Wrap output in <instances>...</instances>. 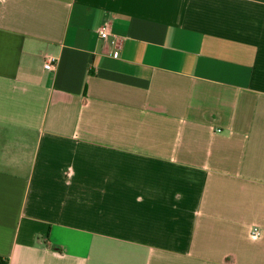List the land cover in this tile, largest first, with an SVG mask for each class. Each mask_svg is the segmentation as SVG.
<instances>
[{
    "label": "crops",
    "instance_id": "0c3cea01",
    "mask_svg": "<svg viewBox=\"0 0 264 264\" xmlns=\"http://www.w3.org/2000/svg\"><path fill=\"white\" fill-rule=\"evenodd\" d=\"M0 264H264V0H0Z\"/></svg>",
    "mask_w": 264,
    "mask_h": 264
},
{
    "label": "built area",
    "instance_id": "2783aa9c",
    "mask_svg": "<svg viewBox=\"0 0 264 264\" xmlns=\"http://www.w3.org/2000/svg\"><path fill=\"white\" fill-rule=\"evenodd\" d=\"M97 33L100 38L107 39L110 36V30H109V25L107 22L103 23L98 29ZM110 55L113 57H119V48L117 43H113L110 49ZM57 65V59L53 56H46L45 62H44V68L47 70H54ZM252 236L253 237H258L260 235V230L258 227L253 228L252 231Z\"/></svg>",
    "mask_w": 264,
    "mask_h": 264
}]
</instances>
